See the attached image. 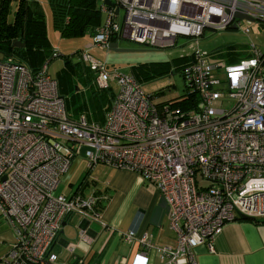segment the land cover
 <instances>
[{
    "label": "built area",
    "instance_id": "1",
    "mask_svg": "<svg viewBox=\"0 0 264 264\" xmlns=\"http://www.w3.org/2000/svg\"><path fill=\"white\" fill-rule=\"evenodd\" d=\"M111 1L99 0L104 22L78 54L99 87L116 82L101 123L67 113L47 62L33 72L11 55L0 58V216L14 232L0 264H68L53 251L63 220L76 214L106 225L95 191L55 192L79 147L88 168L102 163L133 171L165 199L176 240L158 248L161 264H197L194 249L213 251L227 222L264 218V50L251 44L248 58L224 65L194 49L184 78L201 108L178 114L156 106L131 74L109 69L90 52L110 50L112 36L153 48L174 47L183 37L197 44L206 29L236 25V12L264 24V0ZM118 234L154 249L148 235ZM79 237L91 241L84 230ZM147 261L143 251L132 258V264Z\"/></svg>",
    "mask_w": 264,
    "mask_h": 264
},
{
    "label": "crops",
    "instance_id": "2",
    "mask_svg": "<svg viewBox=\"0 0 264 264\" xmlns=\"http://www.w3.org/2000/svg\"><path fill=\"white\" fill-rule=\"evenodd\" d=\"M132 65L135 64L130 66ZM107 67L113 69L108 65ZM84 151V147H79L68 171L62 175L57 189L65 185V190L69 192L62 194L66 196L78 191L85 192L88 187L90 192L95 191L103 198L99 214L106 225L103 227L98 222L86 220L88 223L79 227V231L84 230L91 238L90 242L82 240L79 231L76 239L73 234L64 235L63 238L61 236L64 226L72 215L66 217L53 246L59 260L72 263L75 259L82 258L84 264H118L122 261L132 264L133 255L143 251L148 258L147 264H161L158 248L173 246L176 240L175 232L168 226V206L165 199L152 184L143 181L135 172L116 169L102 163L89 169L87 175L84 170V174L71 182L75 176L72 175L74 170L79 169L82 163L85 164V169H88ZM130 229L134 231L136 238L150 236L154 249L144 248L137 240L124 242L118 233ZM13 240L12 228L0 216V258L8 253ZM212 244L213 251H209L205 245L194 249L197 264H264V218H240L227 222L222 231L214 237ZM69 247L73 248L72 252L68 250Z\"/></svg>",
    "mask_w": 264,
    "mask_h": 264
},
{
    "label": "rangeland",
    "instance_id": "3",
    "mask_svg": "<svg viewBox=\"0 0 264 264\" xmlns=\"http://www.w3.org/2000/svg\"><path fill=\"white\" fill-rule=\"evenodd\" d=\"M41 4L46 22V31L50 45L56 50V56L48 63V73L56 79L61 87V93L65 96L67 113L77 118L83 113L89 121H100L105 116V109L109 106V97L106 94L94 92L93 86L89 82L79 76L72 67H67L65 57H69L72 62L78 60L76 50L82 49L91 44V37L86 35L79 38H62L59 32L52 28L49 7L46 0H38ZM16 1L13 0L9 4L8 16L11 17L15 9ZM119 16H123V9L120 10ZM248 29V32L245 30ZM195 44L190 38L183 37L177 41L176 46L167 48H153L138 43H133L127 39H121L117 42L119 48L134 49L128 52H116L114 50H99L96 47L90 49V52L100 60L105 61L106 65L116 69L118 72H129V66L139 62L147 61H165L182 54H189L198 48L208 52L209 57L214 60H228L229 57L238 58L237 61L243 60L250 52V45H255L264 50V24L259 21H247L241 19L237 21L236 28H227L224 30L206 29L204 34ZM228 53V54H227ZM4 55L0 53V58ZM72 86V88L70 87ZM115 88V83H112ZM142 90L149 94L154 93V103L166 102L170 99L177 98L183 93L185 84L179 72L173 75L157 76L155 78L141 82ZM158 92V94H157ZM79 161V160H78ZM77 166V165H76ZM76 168V167H75ZM78 170V171H77ZM85 164L82 163L80 168H76L73 172L74 178L71 182L77 180L84 174ZM77 171V172H76ZM76 172V173H75ZM70 177L68 178V180ZM61 182V181H60ZM62 184V183H61ZM60 185V183H59ZM63 185V184H62ZM65 186V185H64ZM60 186L56 193L67 194L69 190ZM90 188L84 192L88 194ZM81 217L74 214L64 226L63 235L77 236Z\"/></svg>",
    "mask_w": 264,
    "mask_h": 264
},
{
    "label": "trees",
    "instance_id": "4",
    "mask_svg": "<svg viewBox=\"0 0 264 264\" xmlns=\"http://www.w3.org/2000/svg\"><path fill=\"white\" fill-rule=\"evenodd\" d=\"M11 1L13 0H0V53L13 56L15 60L35 72L39 70L45 62L49 63L56 54L48 40L44 10L38 0H15V9L12 16L9 17L8 9ZM46 2L49 7L52 28L57 30L62 38H79L86 35L92 38L95 30L102 25L105 19V14L99 6V0H46ZM117 41L119 40L116 37H110L111 43ZM13 42L23 43V46L16 47L13 45ZM81 50H83V48L76 50V53L79 54ZM250 55L251 48L246 58ZM207 57L212 63H222L224 65L240 61H237L238 58L232 57H229L228 60L225 61L214 60L209 57L208 52ZM65 59L67 67H72L75 72L77 70L76 73L81 76L86 83L89 82L93 86L94 92L97 93L98 96L100 94H106L109 97V106H107L104 113L106 114L116 94V82L110 81L108 86L101 88L96 84L94 79L95 72L90 69L88 64L80 60L72 62L69 57H65ZM194 61L195 55L191 52L171 58L170 60L147 61L132 65L129 68V74L141 84L142 81L157 76H166L167 74L173 75L179 72L185 84L183 93L179 95V97L170 99L166 102L153 103L156 106H161L163 104L168 105L173 114H178L181 111H197L201 108L199 95L196 91H192L189 83L186 82L184 78V68ZM112 83H115V88ZM57 85L59 94L65 99V96L61 93V87L58 81ZM70 87L72 88L71 85ZM149 94L153 97L156 96L154 93ZM64 103L66 108L65 100ZM79 114L84 116L89 122L85 114ZM103 120L104 118L97 122L101 123ZM89 169L90 168L85 171L86 175ZM75 262L76 259L72 263H66L74 264Z\"/></svg>",
    "mask_w": 264,
    "mask_h": 264
},
{
    "label": "water",
    "instance_id": "5",
    "mask_svg": "<svg viewBox=\"0 0 264 264\" xmlns=\"http://www.w3.org/2000/svg\"><path fill=\"white\" fill-rule=\"evenodd\" d=\"M104 3L108 6H114V3L111 1V0H104ZM116 12H117V9H116ZM234 17L236 19H245L247 21H254L253 19L247 17L246 15H243L242 13H239V12H236L234 14ZM230 28H236V25H231ZM13 45L16 46V47H22L23 46V43H17V42H13ZM110 49L111 50H114L116 52H128V51H134V49H126V48H119L118 47V44L116 42H113V43H110ZM241 219H249L248 217L246 216H241L240 217ZM86 223H88L86 220L82 219L80 222H79V226L78 227H83L86 225ZM63 225V224H62Z\"/></svg>",
    "mask_w": 264,
    "mask_h": 264
}]
</instances>
